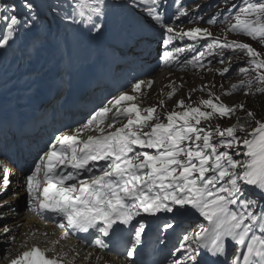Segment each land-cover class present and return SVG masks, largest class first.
Returning a JSON list of instances; mask_svg holds the SVG:
<instances>
[{"label":"snow or ice","instance_id":"6c2138e0","mask_svg":"<svg viewBox=\"0 0 264 264\" xmlns=\"http://www.w3.org/2000/svg\"><path fill=\"white\" fill-rule=\"evenodd\" d=\"M171 3L174 21L195 14L183 0ZM113 6H120L118 0L111 4L109 0H64L53 10L64 11L61 19L65 23L99 33ZM126 6L143 7L148 21L162 30L166 64L204 41L203 50L197 49L198 54L184 63L198 69L209 58L219 56L218 62L223 63L225 52L242 54L246 60L237 71L245 78L228 91L221 86V95L240 91L245 97L264 95V51L227 37L229 33L243 36L264 49V0L228 5L225 12L230 14V23L223 38L199 26L177 31L165 19L166 0H126ZM21 10L23 18L18 14ZM39 15L33 0H18V4L0 0V49L20 27L34 28ZM206 22L215 23V16ZM185 38L191 42L188 48L167 50L173 41ZM230 71L225 67L219 74L227 78ZM152 84L151 80L133 81L131 94L124 91L114 96L79 126L60 132L47 143L24 177L28 209L62 230L60 239L74 237L104 252L111 250L109 240L115 238L124 249L115 254L126 256L128 264H136L134 256L147 232L146 218L160 221L157 232L166 233L176 230L179 217L192 213L207 223L197 221L195 228L182 231L170 252V264H264V116L247 110L246 122L238 120L224 128L206 125L213 118L231 119L246 108L245 103L229 106L221 95L208 91L209 98L195 105L178 100L161 118L157 106L138 103L143 89ZM175 93L173 87L168 99ZM164 103L159 101V107ZM91 131L97 134L85 135ZM0 173L3 195L11 184V172L4 167ZM5 204L0 201V208ZM0 230L6 237L10 233L7 225ZM58 243L53 241L46 248L25 246L9 264H75L80 253L75 248L55 251ZM229 243L232 255L227 251ZM90 257L88 253L83 258Z\"/></svg>","mask_w":264,"mask_h":264},{"label":"bare ground","instance_id":"6f19581e","mask_svg":"<svg viewBox=\"0 0 264 264\" xmlns=\"http://www.w3.org/2000/svg\"><path fill=\"white\" fill-rule=\"evenodd\" d=\"M63 4L64 1H61L60 5ZM193 4L196 11H199L200 9L204 8V6L201 7L202 2L200 0H193ZM55 5L57 4L53 1L47 5L49 11L44 18L49 24H53V22L55 21L51 14H58V11L53 10ZM197 5L200 6L198 9H196ZM21 13L22 10L18 14ZM172 13L173 11L167 8L165 18H168V16L172 15ZM109 21H111L110 25L112 30L110 37L106 36V30L105 28H103L102 31L87 39L89 45L90 43L95 41V38L98 39L97 41H95V48L97 49L96 58L87 63L86 65H79L74 74L62 73L63 69L65 68L62 45L48 43L47 48H45V50L42 52L43 56L38 57L34 60L33 58H31V55L28 54L26 48H28V46L31 44L34 37L39 35L41 36V34H39L35 29H33L32 31H27V34L31 36H29L27 42L24 43L19 41L17 37V31L12 39L13 48L16 44H19L21 47V49L18 50L17 56H13L12 53H8L6 50H2L0 52V62L7 63L4 67H0V87L2 86V88L5 90H11L12 88H16L22 93L25 92L26 89L24 88V83L36 71V63L39 62L43 67L41 70V76L46 75L48 77L47 81L43 85V89L49 92L51 88H54V90L56 91L54 95L60 97L59 99L55 100L57 108L59 110L67 109L68 111H73L74 114L80 112L83 115H89V113H91L94 109L98 108L103 104H106L114 96L121 93L116 92L118 83L116 82V79H114V76L118 75L123 77L124 73L121 72L120 69H125L126 71L135 72L133 77L130 79L131 82L126 85L127 87H129L127 91L130 94V85L133 81H153V84L150 88L145 87L143 89L142 95L140 96V99L138 101L141 107H151L156 102V97L152 96L154 89L168 86L171 91L174 87V83L172 84L173 81L171 82L169 79L166 78V76L170 75L173 78H178V76L181 75L175 73L181 72L168 73L166 72V70L156 71L158 73L160 72L159 74L155 73L154 71L147 73L138 72L135 71L132 65L128 63V60L122 64L124 68L115 67L113 69L111 67L110 71V67H108V64L104 63L103 65V61H110L111 65H113L114 60H112L111 58V51L116 53L117 50H123L125 53L126 44L127 46L130 44L134 29H128L127 33L125 32L126 34H119L118 32H120V28L125 29L126 25H124V23H121V21L116 18H112ZM131 23H134V25L137 26L135 30L139 33H142L140 34L141 36L150 34L157 35L154 32V28H152L154 26L148 21L147 18H138L137 20H131ZM42 30L45 31L46 28H43ZM114 34H117V36ZM43 48L44 47L42 46V49ZM108 48H112V50L107 51ZM10 55H12L11 59ZM117 64L119 66L121 65V63ZM59 73L60 76H58ZM122 77L119 80V85L121 82H123ZM28 84L33 85L34 82H29ZM92 92L93 102L91 104L95 103L92 107L91 104H85L83 106L79 105L72 109L69 105V100L71 98H84L86 100L89 94ZM167 93L168 92H165L161 96V98L157 97L158 102L161 100L165 101L164 106L162 107L165 112H169L171 109H173V99H176V95L173 96L171 99H168ZM57 101H60L62 105L57 104ZM145 102H147V104H145ZM50 105L54 106L52 103H50ZM157 111L160 113V115L162 114L161 107H159ZM45 113H48V111L45 110ZM30 119H32V117H30ZM30 119L28 123H30L31 125L34 121ZM31 130L32 134L29 136L25 132H19L17 135H19V137L26 136L22 139H24V141L29 144L33 140H35V136L33 137V135L37 131L36 125L35 127H32ZM87 134L96 135L97 133L91 131L85 133V135ZM14 151H17V147L14 149ZM10 172L11 174L14 173V176L12 177V183L9 187L8 193H16L18 199H7L8 196L5 193H3V195H0V201H6L5 206L3 208H0V229H2L4 225H7L10 230V233L7 237L3 234L2 230H0V262L2 264H9V261L12 258L18 255L20 252L26 250L25 246L30 247L35 245L41 248L53 246L52 242L56 241L57 236L60 234V231L58 229H53L49 225H44L38 220L35 221L32 215L27 214L23 211V207L20 206V204L18 203V201L22 197L21 190L19 188H15V190L12 188L24 180L25 174L21 171H15L14 168H10ZM191 218L193 219L200 217L198 215L189 213L185 216L179 217L178 220H184L183 223H186ZM38 223H42V225H39ZM158 223L160 222L151 218L148 223L147 232L145 234L146 237H151L155 234L161 235V232H157L156 225ZM33 230H36V235L32 238H29L28 235ZM22 233H25V236L22 235ZM165 236L166 240H170L169 242L165 241V244L170 245L174 242V234L165 233ZM66 239L70 242L71 247H69V244L67 243H60L59 245H55V251L68 252L69 249L75 248L76 252L80 253V257L76 259L75 264H128L127 257L108 256L106 252H101L99 249L88 247L82 240H77L74 237H69ZM175 244L176 243H173L170 246V250H172ZM76 252H70V256H75ZM88 253H91V257L89 259H84L83 257L87 256ZM165 253H167V255L170 253L168 248L165 250ZM49 255H52V253H49ZM97 257L100 258L99 261H97ZM207 259L208 258L206 257L205 261H207ZM220 264H223V261H221Z\"/></svg>","mask_w":264,"mask_h":264},{"label":"rangeland","instance_id":"374dc122","mask_svg":"<svg viewBox=\"0 0 264 264\" xmlns=\"http://www.w3.org/2000/svg\"><path fill=\"white\" fill-rule=\"evenodd\" d=\"M39 1L40 0H33L34 3H37ZM42 1L46 6V0H42ZM118 2L120 5L126 6V0H118ZM43 3L39 4V10H42ZM229 3L230 4L235 3L236 5H240L242 3V0H217L215 1L214 3H212L211 7L207 9V11L204 14V21L202 23H204L205 25L199 24L198 26L202 28H208L213 33L214 36L223 38L225 35L224 29L230 23V21L227 19V16L230 14L225 12V9L229 5ZM222 12L225 13L223 16H221ZM59 14H61V11L59 12ZM210 16H215L216 18L215 23L209 24L206 22ZM42 17L43 16H41V18ZM208 25H210V27H208ZM0 28H2V24H0ZM227 37L229 40L238 39L242 42L251 43L253 47L257 48L258 51H264V49L260 47L259 42H253L249 38H246L243 36H236L230 33L227 34ZM3 49L4 48L0 49V52ZM224 56L225 58H224L223 63L218 62L220 60L219 56L216 57L215 60H213L212 58H209L207 61L204 62V67L202 68H198V69H193L192 67L186 68L181 73H175V74L181 75V76H178V78H173L170 75L166 76V78L169 79L171 82L173 81L172 84L174 83V87L176 88V93H175L176 96L174 95L176 99H173V109L178 100L183 99L185 104L195 105L200 100L209 98L207 94L208 91L213 92L215 95H221V91H220L221 86H223V89L225 91H228L230 90L232 85H238L240 81L245 78L243 75L238 73L237 69L239 66L244 65L246 57L243 56L242 54L233 55L230 51L225 52ZM228 57H231V59H228ZM90 59H91L90 57L87 58L88 61ZM225 67H229L231 69L230 73L227 75V78H224L219 74V72ZM166 72L170 73L173 71L166 70ZM203 86H207L205 91H201V88ZM124 91H127V90H124ZM169 91L170 89L168 86L160 87L157 89L155 88L153 93L151 91V93L153 94L152 96L156 97V102L152 106L154 105L157 106V110H158L159 102H158L157 97L161 98V96L165 92H169ZM252 96L245 97L243 95V91L233 93L231 96L221 95L222 101L229 106H232L234 104H239V103H245L246 104L245 111L238 112L231 119L225 118L223 120H220L218 118H213L210 122H204V123L213 128H215L217 125H219L221 128H224V127L234 124L236 120L237 121L242 120V119L246 120V111L253 110L252 107L250 106V101H251ZM145 104H147V102H145ZM173 109H171L170 111H172ZM161 110H162L161 118H163V115L167 112H165L162 108ZM248 130H250V128ZM240 135H244V134L241 133ZM249 192L251 194H254L252 193V190H249ZM183 221H179V220L176 221L179 226L175 230V232L178 233L175 239V242H177V239L179 238L183 230L195 228L197 221L204 223V224L207 223L203 221L202 218L188 220L186 223H183ZM163 235L164 234L160 235L161 239ZM161 248H164V247H161ZM228 252H229V255L233 254L231 249ZM0 264L2 263L0 262Z\"/></svg>","mask_w":264,"mask_h":264},{"label":"trees","instance_id":"16d2710c","mask_svg":"<svg viewBox=\"0 0 264 264\" xmlns=\"http://www.w3.org/2000/svg\"><path fill=\"white\" fill-rule=\"evenodd\" d=\"M250 106L253 111L257 113V116H264V95H253L251 97ZM241 122H246V120H239ZM237 123V120L235 121Z\"/></svg>","mask_w":264,"mask_h":264}]
</instances>
